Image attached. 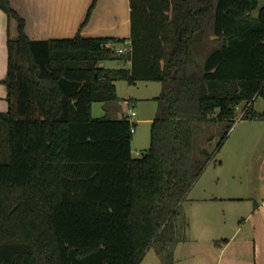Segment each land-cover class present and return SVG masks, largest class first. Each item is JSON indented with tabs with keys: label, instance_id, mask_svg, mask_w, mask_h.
Instances as JSON below:
<instances>
[{
	"label": "trees",
	"instance_id": "obj_1",
	"mask_svg": "<svg viewBox=\"0 0 264 264\" xmlns=\"http://www.w3.org/2000/svg\"><path fill=\"white\" fill-rule=\"evenodd\" d=\"M258 1L131 0V49L118 52L120 36L30 38L0 0L17 22L0 111V264H140L152 246L174 264L188 237L184 201L219 161L196 123L230 129L241 103L243 117L264 118L253 108L264 97ZM122 57L129 66L102 64ZM121 78L162 82L137 156L133 122L92 114L94 101L119 99Z\"/></svg>",
	"mask_w": 264,
	"mask_h": 264
},
{
	"label": "crops",
	"instance_id": "obj_2",
	"mask_svg": "<svg viewBox=\"0 0 264 264\" xmlns=\"http://www.w3.org/2000/svg\"><path fill=\"white\" fill-rule=\"evenodd\" d=\"M11 3L24 18L30 38L69 37L80 32L85 36H120L126 39L124 42L131 41V0H11ZM14 26L17 32L16 20H12L0 6V111L3 112L9 107L5 77L8 41L15 35ZM104 61L102 64L107 66ZM129 64L130 61L125 66ZM129 96L113 104L121 110L117 116H122L128 104L134 106L136 103ZM137 122L138 119L133 123V133ZM234 130L229 152L224 151L214 164L216 176L210 181L199 182L203 171L184 201L189 217L188 237L177 244L175 255L180 245H186L183 247H187L191 258L197 252H203L207 255L204 263L208 264H264V148L254 163L251 178L245 176V170L251 164L244 154L249 144H261L264 118H244ZM231 135L233 131L228 137ZM140 153L133 152L136 156ZM229 159L235 164L229 166ZM151 262L162 264L156 260Z\"/></svg>",
	"mask_w": 264,
	"mask_h": 264
},
{
	"label": "rangeland",
	"instance_id": "obj_3",
	"mask_svg": "<svg viewBox=\"0 0 264 264\" xmlns=\"http://www.w3.org/2000/svg\"><path fill=\"white\" fill-rule=\"evenodd\" d=\"M264 4V0L258 1V6L255 8L254 13H257L259 8ZM14 34L16 35L15 26L13 27ZM107 66H125L128 63L124 57L122 58H110L104 61ZM117 93L119 95V99L128 98L129 95L132 96L133 99L136 100L134 104V108L137 111V119L138 122L136 124V131L133 133L132 139V149L135 154L144 151L150 144V129H151V119L155 116L157 111L158 102L154 99V96L159 94L162 90V82L160 80L153 79H140L134 83L129 82L127 79L121 78L117 79ZM118 100H110V101H95L92 104V112L95 115H104L108 114L111 116H117L121 113V110H117L113 107L114 103L118 104ZM131 99V98H130ZM245 108L244 103H241L238 106L235 122L230 127H227L223 122H198L196 123V137L197 142L200 146L208 145L210 151H214V157L219 158L221 154L225 152H229V144L232 142L233 136L235 134L234 128L237 126L239 122L245 117L241 116L242 110ZM253 108L257 110H264V97L262 95L256 96L253 103ZM228 130L226 136L224 137L226 131ZM233 131V135L228 137V135ZM211 137L209 138V136ZM209 138V141H208ZM229 138V139H228ZM226 142L224 143V141ZM220 142V143H219ZM224 144V145H223ZM223 146V147H222ZM222 147V149H221ZM264 148V138L261 140L260 145H252L249 144L248 148L245 149V159L251 164L248 169L245 170V176L247 178H251L253 176V172L255 170L254 163L257 161V158L262 154ZM216 149V150H215ZM221 149V152L219 151ZM235 162H232L231 159L227 161V164L231 166ZM237 163V161H236ZM215 161H210L204 170V174L202 175L199 182L204 180L210 181L214 176H216V167ZM233 168V167H232ZM246 178V179H247ZM237 181V178L234 179ZM190 244V243H186ZM196 244V243H195ZM186 245H180L178 252H174V264H198L204 260L207 255L203 252H197L194 257L191 258L187 251V247H183ZM176 249V248H175ZM152 261L156 260V263H161V258L158 252L155 249V246L150 247L147 251L146 256L141 264H151Z\"/></svg>",
	"mask_w": 264,
	"mask_h": 264
},
{
	"label": "built area",
	"instance_id": "obj_4",
	"mask_svg": "<svg viewBox=\"0 0 264 264\" xmlns=\"http://www.w3.org/2000/svg\"><path fill=\"white\" fill-rule=\"evenodd\" d=\"M116 51L123 52L131 49V41H125L123 44L117 45ZM245 109L242 110L241 116H243ZM122 116L128 118L131 122H135L137 120V111L135 110L134 106L132 104H128L127 109L122 113ZM132 130H135V126L133 124Z\"/></svg>",
	"mask_w": 264,
	"mask_h": 264
}]
</instances>
